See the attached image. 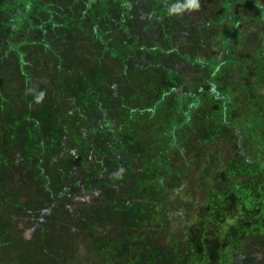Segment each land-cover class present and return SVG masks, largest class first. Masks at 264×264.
Masks as SVG:
<instances>
[{
    "label": "rangeland",
    "instance_id": "1",
    "mask_svg": "<svg viewBox=\"0 0 264 264\" xmlns=\"http://www.w3.org/2000/svg\"><path fill=\"white\" fill-rule=\"evenodd\" d=\"M164 1L122 0L116 4L113 1L110 8L116 14L126 7L135 17L133 20L125 17L128 25L124 29L117 24L116 30L107 29L105 46L96 38L99 31L106 36L105 29L97 28L94 32L91 23L90 0H81L79 7L70 0L33 1L27 21L40 22L37 33L40 30L46 35L50 33L52 24L46 17L52 16L64 28L75 25L74 31L84 28L95 38L77 42L75 48L71 46L73 39L65 48L66 43L61 47V43L51 44L55 52L59 48L61 53L82 54L87 62L84 74L58 72V68L54 70L43 60L42 72L38 71L41 66L34 69L30 61L23 70L24 84L30 81L33 71L37 76L47 73L51 90L55 91L33 104V109L43 116L38 123L43 128L33 141L39 152L30 150L21 154L15 177L31 173L37 189L17 198L24 206L14 209L8 205L9 212L0 216V264H211L206 250L196 252L190 247L191 241L201 236L198 232L194 234L195 221H199L198 225L206 221L211 233L216 234L210 235L216 243L223 236L224 225L231 231L236 226L240 229L241 207L250 208L253 201L257 204L255 210H264V0H240L235 4L239 38L230 46L233 63L225 65L216 77L232 94L227 113L222 116L218 105L203 97L192 128L183 132L190 136L189 141L182 142L180 150L160 156L157 149L161 142L154 136V123L141 124L137 110L141 102H150L152 84L149 80L138 87H132L131 81L125 83L128 77L125 63L114 52L119 53L117 48L125 40L122 49L129 52L128 58L132 56V61L144 58L146 51L141 46L149 45L150 36L146 27L157 23L158 28L161 26L160 35L178 28L175 45L182 55L186 54L183 56L190 60L197 57L218 60L222 49L216 44L222 36L218 35L221 30L217 27L230 25V21L221 20L225 0H170L175 1L174 11ZM193 2L196 7L191 6ZM178 3L185 6H176ZM208 21L215 24L207 30L204 25ZM30 30L28 35L33 39L37 33ZM72 32L67 33L71 38ZM52 39L47 41L52 43ZM158 41L161 45L165 42L162 38ZM43 54L54 60L46 49ZM164 56H160L161 65L180 73L190 83L198 82L205 74L207 63L201 66L199 62L177 61V56ZM70 60L67 58V62ZM3 78L0 73V80ZM160 81L163 82V77L158 76L153 84ZM10 87L16 89L13 81ZM94 94L100 104L92 99ZM20 98L16 91L4 96L14 106L10 118L16 122L15 128H20L26 118L27 104ZM105 118L117 125L125 140L134 146L132 161L122 160L124 156L120 154L116 162L102 166L93 156L101 144L100 138L108 139L109 150L114 140L103 132L89 138L91 129L103 124ZM158 124L159 121L155 122ZM252 128L257 130V136ZM17 146L18 151L22 150ZM159 159L162 163L154 168L151 163ZM174 168L180 173L176 174ZM54 172L57 177L52 176ZM54 179L58 185L53 188ZM216 179L226 182L218 185L213 182ZM215 187L234 192L236 198L231 195L225 202ZM213 222L224 225L213 228ZM244 222H240L242 226L247 224ZM255 228L257 235L240 231L243 236L239 242L244 250L229 253L226 259L230 264H264V232L258 225ZM44 231L46 235L41 234ZM105 236L118 241L117 247L110 246V253L118 250L111 262L98 247ZM92 249L95 252L90 255L88 251Z\"/></svg>",
    "mask_w": 264,
    "mask_h": 264
},
{
    "label": "trees",
    "instance_id": "2",
    "mask_svg": "<svg viewBox=\"0 0 264 264\" xmlns=\"http://www.w3.org/2000/svg\"><path fill=\"white\" fill-rule=\"evenodd\" d=\"M33 1L34 0H0V73L4 75L3 80H0L1 82L3 81L0 84L1 217H3L6 211L9 212L8 207L10 206H12L10 208L14 209H18L20 206H24V204H19V201L17 199L19 196H21L22 194L30 195L34 191V189H37V181L35 180V178H33L31 173L24 172L21 173L22 176L16 178L15 172H18V158L22 157V153L27 154L28 152H30V150L39 152V146L36 148V146L33 145V141L35 140L34 138L37 131L39 132L43 128H41L40 124H38L43 116L40 115L41 113L38 114L37 111L33 109V104L36 102V100L43 99L44 96H48L49 93L51 94L53 93V91H55L53 89V91L51 90L50 81L48 79L50 78L49 75L47 73H42L37 76L36 74H34L33 69V73H31L32 75H29L30 81L24 84V68L30 61L34 64V69H37L39 66H41L39 67L38 71L42 72L40 68L44 66L43 63L46 61V64L52 66L54 70L58 68V72H63L66 74L68 72H71V75L75 74L76 72H82L81 74H84L83 71L87 69V62H85L81 57L82 54L67 53V51L63 50H61L63 51L61 53L59 51V48L56 49L57 51L55 52L52 49L51 44H55L56 46V44L58 45L59 43H61V47L66 43V45L63 46L65 48L66 46H70V39H73L74 44L71 46L76 47L77 42H87L88 38H95V36L93 37L91 35V32L90 35H88L87 31L84 30V28L83 30L75 29L74 31V27H77L75 25H69L67 28H64V26L58 20L56 21V19L49 15V17H46V20L52 24L50 33L46 35V32L44 33V30H40L37 33L36 26H39L38 24L40 22L30 23L29 21H27L28 13L30 12L29 10L33 8ZM90 1L91 2L88 4V7L89 9H91L90 12L92 14L93 20L91 21V23L95 27L94 32L97 28H101L102 30L105 29L104 33L106 36L102 35V31H99L96 34V38H98L97 40H99L101 45L103 46L108 45V39L106 40V38L108 37L109 33L107 29L114 27L116 28L115 24H117L119 28L121 27V29H124L128 25L126 21H124L125 17L127 18V20H131L130 17L133 20L135 17V14L130 12L126 7H124L123 10L118 11V14L115 13V10H112L110 8V5L113 1L116 4L122 3V0ZM164 2L169 3L168 6H170L171 8L170 10H176L175 1L172 2L170 0H166ZM239 2L240 0H225L221 9V15L223 16L221 20L223 22L230 21V25L227 27H223L222 29L220 27H217L221 30V33H218V35L222 36V38L218 40L216 44L222 49L221 59L219 58L218 60H216L215 58L211 57L206 61V59L197 57L196 60H190L187 56H183L186 54L182 55L176 48L175 36L178 35V28L175 27V31H172L173 29H170L171 31H167L164 34L160 35L159 30L161 26L158 28L157 23L151 26L148 25V27H146V29H149L150 31V36L148 43L149 45L141 46V48L146 51V56L144 58H136L134 61H132V56L128 58L129 52L124 53L122 49L123 45H125L127 42L125 40L122 42L121 47L117 48L119 53H117L116 51L114 52L125 63V71H127L126 74L128 76L125 83L127 81H131L132 83H134L132 84V87H138L149 80L148 83L152 84V88L149 91V94H152L150 95L152 97L151 100H149L150 102H141L137 105V110L141 124H147L150 122L154 123V136L161 142L160 146L157 149L158 155L167 156L174 149L180 150V145L182 142L189 141L190 136L183 135V132H185V128H187L188 130L192 128L194 115L203 104V97L214 101L218 105V108L221 110L222 116L223 114L225 115L227 113V106L228 103L231 102L232 94L227 87L220 85L216 77L225 65L233 63L230 46L232 42L239 38V34L236 28V23L239 22V17L235 11V4H238ZM70 3L74 4V6L79 7L82 2L81 0H70ZM193 3L197 5L196 2ZM176 6L182 7L185 5L178 3V5ZM111 17L114 18L112 19ZM115 17L119 19L116 20ZM73 19H75V17ZM26 21L29 22L31 26L29 23L28 26L24 25L26 24ZM47 21H45L44 23H48ZM214 24L215 23L208 21L204 26L208 30L213 28ZM31 28L34 33H37L36 37L33 39H31L30 35H28ZM115 28L113 30H116ZM67 29L68 31H73V38L67 35ZM114 32L115 31H111L110 33L112 34ZM51 33H53L54 35H52ZM49 38H53L52 43L47 41L49 40ZM161 38L163 39V41H165L162 42L163 45H161V43H159L158 41H161ZM157 43H159V45H156ZM111 44L113 43L111 42L110 45ZM45 49L50 53V56H52L54 60L50 61L49 56L44 57V54L42 55V52ZM111 49L113 50L112 47ZM159 53L164 58V55L166 54V58H175V56H177V58H175L177 61L189 60L188 62H191V64H196V62H199L201 66H203L207 63L205 74L198 82L190 83L187 80L183 79L184 77L180 73L177 72V74L167 69L165 65H161V55H159ZM123 55L125 56L123 57ZM98 56L100 57V55ZM67 58H72V60L67 62ZM42 60L43 63L41 64L40 62H42ZM54 61L57 63L55 64V66L53 64L55 63ZM158 76L163 77V82L160 81L153 84V81ZM65 77L67 78V75ZM12 81L16 85L15 90L13 89V87H10ZM20 83H22L23 85ZM262 87L258 90L262 89L264 91V85H262ZM15 91L16 95L18 97H21V102H23V104H27V108H24L26 110V118L20 124L22 125L20 128H15L16 122L11 121L10 118L14 115L12 114L14 111V106H12V103L10 101L7 102L6 100H4L5 95H7L9 92L14 93ZM130 95L131 94H129V96ZM92 99L97 101L99 104L101 103V101H98L99 97L95 94ZM169 99L172 102L168 101ZM46 115L47 113L44 117H46ZM158 121L160 122V125H155V122ZM91 130L92 135L89 136L90 140L97 132H99L100 134L103 132L104 134H107L108 137H114V144H112L113 142L110 143L111 147L109 150L107 146L108 139L106 138L105 140H101V136L97 134L100 136L99 142H101V144L98 145L96 153L93 156L98 158L100 165L105 166L110 164V162H116L117 158L120 159V154L124 156L121 157L122 160H133L134 146L130 144V140H125L126 138L124 136V133L119 131V127L113 124L112 121H110L108 118H105L104 123L99 127L93 128ZM251 131L253 132L254 136L257 134L255 133L257 132L255 128H252ZM35 142H39V140ZM50 142L51 140H49L48 144H50ZM17 145H19L22 150L18 151ZM55 146L57 145L55 144ZM161 163V159H159V161L157 160L152 162L151 165L156 168L160 166ZM174 170L176 174L180 173L177 168H174ZM52 176L57 177V172H54ZM223 177L227 178V176ZM216 180L217 181L213 182L218 183V185H221L223 183L225 184L226 182L222 181L221 179ZM161 181L162 180H158L157 182ZM52 184L53 188L54 184L58 185V182L56 183V179L53 180ZM53 188H49V191L53 192ZM215 188L216 192L219 193L220 198L225 200V202L230 200L229 196H234V192L228 193L223 189V187ZM211 197L213 198L215 196L213 195ZM233 198L236 197L234 196ZM252 204L253 205L250 208H247L246 206L244 208L241 207V210L243 211L241 213L242 219L240 218V220L243 222L245 221L244 223L247 224L242 226L243 223H240L241 221L239 220L238 224L241 225L240 229L239 226H236L234 227V230L231 231L229 226H225L224 223H219L220 221L212 223L213 228H219L224 225L223 236L220 237L219 240L216 241V243L215 240H212V237L210 236L216 234L211 233V229L209 225H207L206 221L202 222L201 225H198L199 221H195V226L192 229L195 231L194 234L198 235V232L201 236L192 240V244L190 247L196 252H203V249L206 250L208 256L210 257L211 264H218V261H220L221 259H223V262L220 261V264H230V260L226 259L227 256H229L231 253H236L244 250V245H241L239 242L240 238L243 236L239 235L241 234L240 231H242L246 235H257L258 230H256V228L254 229V225H258L264 232V210H255L257 204L253 203V201ZM41 234L46 235L45 231ZM262 241H264V234L262 235ZM98 243L100 252L103 254L105 251L106 258H108V260L110 259L111 262L112 255L115 256V253L118 250L110 253L112 250L110 246L112 245L113 247H117L118 241H115L114 238L112 239L105 236L104 238L102 237ZM88 252L89 254H93L95 250L92 249V251L89 250ZM87 257H90L91 259V256H85V258ZM10 262L12 263V261Z\"/></svg>",
    "mask_w": 264,
    "mask_h": 264
},
{
    "label": "clouds",
    "instance_id": "3",
    "mask_svg": "<svg viewBox=\"0 0 264 264\" xmlns=\"http://www.w3.org/2000/svg\"><path fill=\"white\" fill-rule=\"evenodd\" d=\"M191 6H192V7H196V4H195V3H193Z\"/></svg>",
    "mask_w": 264,
    "mask_h": 264
}]
</instances>
